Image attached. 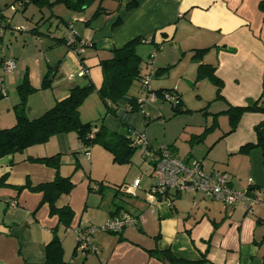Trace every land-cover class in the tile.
Instances as JSON below:
<instances>
[{
  "label": "crops",
  "instance_id": "obj_1",
  "mask_svg": "<svg viewBox=\"0 0 264 264\" xmlns=\"http://www.w3.org/2000/svg\"><path fill=\"white\" fill-rule=\"evenodd\" d=\"M13 1L0 0V5ZM55 1L49 0L50 3ZM261 1L106 0L102 7L109 14L94 20L90 19L95 5L82 15L73 12L67 16L69 10L59 15L52 13L49 15L52 22H62L66 31L67 23L86 46L78 57L57 41L56 33L47 30L50 42L40 41V47L47 46L46 51L41 50L38 75L44 74L45 77L50 72L51 85L42 93L40 86L44 77L33 84L29 79L37 91L27 99V117H40L56 102L66 98L70 88L82 86L88 79L98 89L102 84L100 61L109 58L113 49L134 38L149 41L136 47L146 85L137 83L138 87L133 86L128 95L143 102L147 123L143 119L144 126L140 131H143L150 148L158 150L171 145V139L164 140L150 130L154 125L167 128L168 123L162 120L172 117L170 111L166 113L159 104L161 100L150 92L173 91L179 95L183 108L192 112L208 109L211 114L224 113L228 107L242 106L244 101H258L264 109V12L259 8ZM73 20L75 23L70 24ZM33 28L25 27L22 31ZM29 35L43 36L42 33ZM66 35L64 32L62 38ZM153 52L155 56L151 59ZM8 59L0 57V68ZM200 65L213 68L214 74L222 81L218 99L215 87L207 79H197ZM24 67L28 69L27 64ZM8 74L16 88L23 72L14 68ZM9 92L7 90V95ZM91 96L94 115L84 118V122H94L103 114L99 97L96 93ZM191 96L196 98V109L188 106ZM18 100L8 99L5 103L7 115L1 113L0 106V128L14 125L15 116L8 106L13 108ZM254 118L263 121L264 113ZM180 119L189 121L187 117H175L171 121ZM123 125L111 117L104 121L105 127L120 134L127 135L129 129H135L129 126L121 132ZM171 152L179 160L188 162L189 158L180 159L176 150ZM57 154L62 156L58 172L30 161ZM91 158L90 154L89 159H83L76 135L67 133L0 160V179L5 175L4 185L0 186V264H45V247L54 237L62 247L60 264H168L167 259L158 258L164 254L188 262L205 257L208 261L205 264H264L263 205L253 206L250 211H246L243 203L234 208L216 207L199 193L176 191L169 192L170 205L169 198L151 205L144 195L137 193L140 184L136 190L131 189L136 194L129 193L130 199L119 204L124 209L115 215L129 213L137 218L136 224L124 228L119 234L94 232L89 239L100 253L84 254L77 247V231L86 228L83 222L93 226L105 224L112 211L108 204L102 205V200L95 197L102 194L86 175L87 161ZM67 165L75 167L69 176L62 169ZM219 173L211 168L207 174ZM221 173L227 174L225 171ZM57 175L70 177L73 185L69 194L61 195L55 202L57 209L67 207L72 212L67 227L60 223L57 215L50 214L47 203L40 204L42 194L31 190L52 182ZM228 180L236 190L230 177ZM18 188L21 190H16ZM251 188L263 190L249 178L245 190ZM110 205H115L112 199ZM94 209L100 210L101 217L96 211L92 213Z\"/></svg>",
  "mask_w": 264,
  "mask_h": 264
},
{
  "label": "trees",
  "instance_id": "obj_2",
  "mask_svg": "<svg viewBox=\"0 0 264 264\" xmlns=\"http://www.w3.org/2000/svg\"><path fill=\"white\" fill-rule=\"evenodd\" d=\"M104 1L106 0H56L55 2L50 3L49 0H14L11 4L6 5V8L11 6H20L24 11L26 6L33 5L39 9L40 13H42L44 8L51 10L56 5H62L67 10L82 15L88 7L95 5V10L90 19L94 20L101 15L109 14L102 7V3ZM259 8L262 12H264V0L260 2ZM52 17L56 16L52 15ZM49 18H51V16H49ZM0 24L1 27L4 26V18L1 14V10ZM38 25L39 22H36L35 27L28 32L32 34H41L38 32ZM66 28L68 29L66 37L57 38V41L63 44L69 51L74 52L78 57H80L81 53H79L78 50H82L86 46V43H83L79 39V37L70 29V26H68L67 23ZM71 32L74 36V44H68L67 42V36ZM147 41L148 40L145 38H134L128 41L122 47L113 49L110 52L111 55L109 58L100 61L102 84L98 89L95 88L90 79H88L86 84L82 86L75 85L70 88L69 94L66 98L56 102L50 109L35 119H29L26 112L27 99L31 94L36 92L37 89H35L30 84V81L25 75L23 80L16 87L19 100L18 103L13 107L15 123L10 128H0V160L5 157H12L15 154L22 153L29 147L44 144L53 136L74 132L76 134L77 140L79 141V145L86 148L88 152L92 146L99 145L112 155L113 162L120 164L130 163L131 156L134 154L135 150L139 148L132 144L130 135L133 131L139 133H143V131L129 129L127 135L120 134L105 127L104 121L106 118L111 117L116 119L119 124L126 125L127 122L124 120L122 113L141 112L147 123L143 102H139L138 98L128 95L129 90L134 83H139L140 85L144 86V76L141 73V58L136 52V47L141 43L149 42ZM49 77L50 72L44 77L40 86L41 90L46 89L51 85ZM204 78L215 87L216 99H218L220 97L222 81L214 74V69L208 65H200L198 67L197 79ZM92 93H96L99 97V100L104 107V112L102 116L94 122H83L79 116V108L85 99ZM150 93H153L156 98L169 102L172 105V112L175 115L189 112L183 108L179 95L173 91ZM166 95L173 97V100H166ZM3 97H5V91L2 88V80L0 76V101ZM245 110L260 111L264 113V109L258 105V101L248 106L228 107V109L224 112L227 114L230 126V130L227 132V134L236 128L240 116ZM98 121H100V124L97 125ZM254 133L255 141L247 142L246 144L242 145L240 147L239 153L245 154L250 150L257 148L264 157V120L260 121L254 126ZM163 148L168 149L166 147ZM30 161L43 164L54 169L56 172H58L59 167L61 166V158L59 154L50 157L30 159ZM149 164L151 165L150 162ZM4 182L5 175L0 179V186H3ZM96 185L102 194V183H96ZM72 187L73 185L71 183L70 177L63 178L57 175L52 182L41 184L31 190L40 192L42 194V200L40 204L42 205L47 203L50 214L57 215L60 223L67 227L71 221L72 212L67 207L57 209L55 207V202L61 195L69 194L72 190ZM16 190L19 191L21 189L18 188ZM116 192L128 195V193L123 191L121 192L119 190H116ZM116 192L114 197L117 195ZM167 198H169V192L165 194V200ZM158 200L162 201L164 199L158 198ZM168 202L170 205L171 198L168 199ZM114 207L115 209L109 213V216L111 217H114L121 209H124V207L119 205H114ZM61 256V244L59 240L54 237L45 247V264H60ZM158 258L167 259L168 264H205L208 262L205 257L193 262L176 259L175 257L166 254H164L163 257Z\"/></svg>",
  "mask_w": 264,
  "mask_h": 264
},
{
  "label": "rangeland",
  "instance_id": "obj_3",
  "mask_svg": "<svg viewBox=\"0 0 264 264\" xmlns=\"http://www.w3.org/2000/svg\"><path fill=\"white\" fill-rule=\"evenodd\" d=\"M16 9V11H13L10 7L6 8V5H0L1 14L5 18V27L1 29L2 37L0 41V57H8V60L16 63L15 68H17L18 71L20 69V72H23L20 81H18L19 83L23 80L25 75L28 80L31 79V83L33 81L37 82V80L40 82L44 77V74L42 76L38 75V65L41 62V50L43 52L46 51L47 46L44 44L40 47V41L50 42L47 36V30L56 33L57 38H62L64 32H68L62 22H52L53 20L49 18V15L52 13L55 15H59L60 13L63 14V11L68 10H66V8L62 5H56L51 10L44 8L42 10L43 14L40 13L39 9L33 5L26 6L24 11L20 6H17ZM67 13H69L67 16H70L73 12ZM36 22H39L38 30L43 34L40 38L32 37L29 35V32L22 31L25 30V27L29 29L33 28L36 25ZM70 22V24L75 23L74 20ZM56 25H58V28ZM27 38L32 40H28ZM24 39H27V42H24ZM25 64L28 65L27 70L24 67ZM21 67L24 69H21ZM0 76L2 78V87L5 91V97H3L0 101L1 113L3 115H7V106L5 103L8 99H17L18 95L15 84L12 80L13 78L9 79V74L4 73L3 67L0 68ZM133 86L138 87V84L134 83ZM7 90L10 91L8 95L6 93ZM41 91L43 93L45 90ZM35 94L36 92L30 96H34ZM91 95L85 99L81 105L82 108H79L81 121L85 120L84 118L89 119L94 115L92 111L93 103L91 98L93 96ZM160 100L161 102L159 104L163 106V110L166 113L170 111L172 117L169 120H162L164 123H168L167 128L162 126L160 127V125H154L150 131L157 134L160 138L163 137L164 140L171 139V145L166 148L170 149V151L176 150L178 157L182 160L189 158L187 163H192L194 161L201 162L202 169L204 168L203 171L205 173H209L211 168L218 170V172H220L219 174L225 171L227 173L226 175L233 181L237 191H243L247 188L249 178H251L253 184L258 185V187L264 191V157L261 155L260 150L255 148L245 154L239 153L242 145L255 139L253 125L255 123L253 122H258L259 119L254 118V116H260L263 114L262 112L249 110L243 111L236 128L227 134L230 130L227 114H211L207 112L208 109H204L175 115L172 112V105L167 101H163L162 99ZM196 103V98L191 96L188 101V106L192 109H196ZM252 103L253 102L249 103L244 101V104L240 107L248 106ZM262 106H264V104ZM151 107L154 106L152 105ZM8 110L11 111L10 113L13 112L12 105L8 106ZM80 112L83 119L81 118ZM122 115L128 125H123L121 127V132H124L125 129L129 128V126L134 127L137 130H141V128H143L144 118L141 112L122 113ZM175 117H187L189 121L181 119L171 121ZM186 121L187 123H185ZM98 124H100V121L97 122V125ZM142 152V148H137L131 156L130 163L120 164L113 162L112 155L101 146L94 145L90 148L89 155L91 154L92 158L90 161H87L86 175L89 176L93 184L102 183V195L95 196L99 201L102 200V205L108 204V207H110L111 210H114L115 207L110 205L111 199L114 201L115 205L127 202L130 197L120 192L117 193L116 190L122 192L124 188H130L136 180H139L140 184V189L137 193L139 195H144L146 198L149 189L153 185L151 175L152 166L145 159ZM60 158L62 165V156H60ZM83 159L87 158L83 156ZM74 168L75 167L71 165H67L63 166L62 169L65 170L66 174H68L67 176H69L74 171ZM115 192L117 193L116 197H114ZM129 192L131 194H136L134 193L136 192L134 190ZM206 201L209 200L206 199ZM211 203H213L212 205L216 207H224L214 201H211ZM257 207L258 205L253 208ZM90 211L91 209L88 210V213H90ZM95 211L99 217L100 213L98 211L100 210L94 209L92 213ZM102 225H104V223L93 226L90 223L83 222V226L86 227L100 228ZM65 235L70 237L71 234Z\"/></svg>",
  "mask_w": 264,
  "mask_h": 264
},
{
  "label": "built area",
  "instance_id": "obj_4",
  "mask_svg": "<svg viewBox=\"0 0 264 264\" xmlns=\"http://www.w3.org/2000/svg\"><path fill=\"white\" fill-rule=\"evenodd\" d=\"M11 10L15 11L16 6H11ZM1 25V24H0ZM2 27L0 26V37ZM68 44H74V36L71 33L67 36ZM148 42V41H147ZM81 53V50H78ZM155 56L153 52L151 59ZM4 73H9L14 70L15 62L6 60L2 64ZM84 72H81L83 75ZM146 85V80H144ZM166 100L172 101L173 97L166 95ZM131 142L134 146L143 149L144 157L151 163L153 185L149 189L146 200L153 205L159 201L158 198H165V194L170 191L194 192L199 193L207 200H211L222 204L226 208H234L240 203L246 207V211H250L253 206H264V191L256 188L250 190L237 191L235 190L224 173L218 175H210L203 171L201 162L194 161L187 163L179 160L168 149H152L146 141L144 133L133 131L130 135ZM81 156L89 159V152L86 148L79 145ZM139 187V180L134 181L133 185L124 188L122 191L130 193L131 189L136 190ZM137 218H134L128 213L109 218L106 223L98 228L86 227L77 231V247L84 254L99 255L100 250L89 239L96 231H102L110 234H119L128 226H134ZM235 264V263H229Z\"/></svg>",
  "mask_w": 264,
  "mask_h": 264
}]
</instances>
